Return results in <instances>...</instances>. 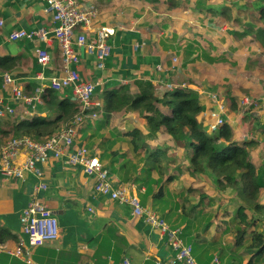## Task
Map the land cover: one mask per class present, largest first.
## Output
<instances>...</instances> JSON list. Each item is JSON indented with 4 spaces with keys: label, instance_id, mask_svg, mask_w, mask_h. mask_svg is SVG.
Segmentation results:
<instances>
[{
    "label": "crops",
    "instance_id": "obj_1",
    "mask_svg": "<svg viewBox=\"0 0 264 264\" xmlns=\"http://www.w3.org/2000/svg\"><path fill=\"white\" fill-rule=\"evenodd\" d=\"M170 1L173 3L171 6L166 4V0H77L81 9L92 5L96 9V14L90 19L88 26L82 25L76 30L73 36L74 44L78 34H83L86 42L92 41L100 27H111L114 34L107 39L110 55L104 60L102 68L98 67L94 55L87 54L84 47L77 45H73V48L79 62L71 67L77 69L82 81L94 83L92 101L98 104L100 114L105 109V100L112 90L121 86L131 87L134 81L140 80L149 81L158 97L169 91L168 85L195 91L202 106L199 119H204V114L208 111L214 109L217 111L222 106L225 110L222 113L224 123L231 126L233 124L231 116L234 114L229 109L227 100L229 89L225 86L228 81L231 82L228 79L231 78L229 70L234 69V66L227 64L230 69L221 72L220 78L217 66L207 63L204 58V55L214 57L210 55L211 52L190 50L191 47H195L196 41L191 43V36L183 30L181 24L186 22V19L181 10L190 9L198 14V17L202 16L203 11L198 10L197 0L194 3L183 0L179 4H176L177 0ZM219 1L224 2L205 0L204 10L212 8L213 3L215 8L219 6L225 9V3ZM45 8V4L40 0H0V57H13L17 60L12 70L0 69V107L14 109L11 117L0 122V130L4 129L1 126L6 120L52 119L55 114L53 109L43 104L42 96L45 90H50V79L62 78L65 73L61 51L53 37L51 17ZM243 10L247 15H245L247 24H240L239 18L233 23L212 14L208 19V29L213 34L219 32L240 37L242 33H246L244 29L249 31L252 26L257 25L255 9L251 10L248 4ZM234 13L236 14L235 11ZM189 24L187 22V25ZM176 27L180 28L179 32ZM19 30L34 35L10 41V34ZM250 34L253 35L252 32ZM245 39L246 46L242 45V40L241 46L238 47L241 50H232V53H236L242 61L257 49L255 58L258 57L262 62L261 58L264 56L260 58V54L264 53V48L256 43L252 49L249 41L253 38L245 35ZM209 48L210 45L207 49ZM40 50L46 51L49 56V62L44 67L37 64V52ZM174 52L176 61H172L168 56ZM184 57L188 59L185 61ZM245 68L246 64H240L237 70L245 71ZM254 70L257 71L256 79L250 80V73H246L247 78L243 79L245 83L242 81L244 88L257 84L260 70L255 68ZM5 73L26 97L36 95V90L41 89V102L25 105L22 101L15 100L10 86L3 85L2 76ZM39 74L43 75V80L36 77ZM57 96L59 99L76 102L70 89L61 90ZM261 96L250 98L258 100ZM106 119L108 122L100 131H95V128L101 119L90 123L86 121L80 139L78 135L76 145H84L90 151L99 154L101 164L109 171V181L113 188L130 185L132 193L140 199L144 194V188L137 187L130 180L131 176H135L130 169L133 166L138 167L137 161L127 144L123 142L124 137L130 139L125 134L138 123V117L123 110L114 114L109 113ZM108 124L110 126L113 124L119 134L116 143L106 149L103 142L111 144L114 140L110 135H115L111 130L112 126L107 128ZM241 136H237L236 139ZM9 137L11 134L5 138L0 137V145ZM102 138L105 140L102 141ZM50 156L52 157L40 167L39 180L31 175L22 182L0 177V257L2 255L8 257L7 261L1 259L0 264H10L9 260L12 257L8 253L15 250L20 242L27 246V238L21 231L19 215L32 198L37 199L52 212L59 227L57 240L32 251L34 264H124L125 261L130 264H157L156 262L180 264L160 230L152 229L144 224L141 218L134 217L130 207L97 195L94 191V178L85 175L78 166L69 165L66 152L58 158ZM110 161L113 165L109 164ZM125 162L127 165L121 172L119 167ZM37 181L45 183L47 190L34 191ZM150 204L148 198L144 207L150 208ZM159 214L163 215L161 212ZM163 219L169 227L175 223L173 218L164 215ZM236 253L239 252L233 251V255H237ZM15 260L24 264L18 259ZM245 262L246 259L243 264ZM213 263L220 262L215 263L213 260Z\"/></svg>",
    "mask_w": 264,
    "mask_h": 264
},
{
    "label": "trees",
    "instance_id": "obj_2",
    "mask_svg": "<svg viewBox=\"0 0 264 264\" xmlns=\"http://www.w3.org/2000/svg\"><path fill=\"white\" fill-rule=\"evenodd\" d=\"M204 1L197 0L199 11L204 10ZM253 1L260 5L255 9L257 25L252 26L249 33L255 36V44L264 48V0ZM168 2L169 6L173 4ZM224 7L225 10L215 11L213 15L234 23L237 15L233 4L230 2V6L224 4ZM245 35L247 33H242L240 38ZM255 57H245L246 67L259 69V78H264V65ZM204 58L207 63L227 62L217 56L204 55ZM16 63L13 57H0L2 70H12ZM58 94L48 89L42 96L43 104L55 111L52 119L6 120L0 137L11 134L27 136L35 142L44 141L79 112L76 102L59 99ZM244 96H249L248 90L238 87L227 100L234 116L244 114V119L253 116L248 139L234 138L232 125L225 123L218 131L208 132L199 119L202 106L195 91L176 88L158 97L149 81L140 80L107 95L105 109L100 114L103 117L95 128L100 131L107 124L109 113L124 110L138 117V123L125 134L130 139H123L138 166L130 169L135 173V176L129 175L130 180L144 188L141 206L144 207L149 198L158 214L173 218L175 223L171 228L178 226L182 240L192 246V255L198 264H214V258L219 264H243L244 259V264H264V118L261 117L264 108L253 111V107H249L246 113L239 114L240 99ZM261 103L264 106V100ZM117 135V131L110 135L114 140L111 144L103 142L106 149L116 143ZM126 165L127 162L123 163L119 170L122 172ZM172 183L181 185L175 193L168 190ZM190 197L194 198L193 203ZM228 207L234 209L230 212ZM163 215L159 214L160 218L163 219ZM222 216L227 219L220 223ZM211 232L213 237L209 241ZM233 251L239 253L233 255ZM1 259L7 261L8 257L2 255ZM9 261L20 264L14 258Z\"/></svg>",
    "mask_w": 264,
    "mask_h": 264
},
{
    "label": "built area",
    "instance_id": "obj_3",
    "mask_svg": "<svg viewBox=\"0 0 264 264\" xmlns=\"http://www.w3.org/2000/svg\"><path fill=\"white\" fill-rule=\"evenodd\" d=\"M50 14L53 37L58 43L62 55L64 76L62 78H51L49 87L54 92L70 89L75 101L78 104L79 112L64 121L56 131L42 142H35L30 137H9L0 145V177L8 180L24 181L28 175L34 179L41 178L40 167L52 157L58 158L66 152L67 163L81 168L88 177L94 178V191L97 195L107 198L113 202L130 207L131 214L141 218L143 223L152 229H158L166 238V241L180 264H198L192 255V246L181 238L180 229L169 227L164 219L160 218L156 211L141 206L140 199L132 193L131 186L113 188L109 181V171L101 164L99 154L90 151L84 145H76L78 140V129L85 120L95 121L99 113L98 104H94L93 94L95 85L92 81H82L77 69L71 66L78 64L79 58L74 53L73 45L84 47L85 52L94 55L98 67L104 66V60L110 54V47L107 39L114 34L111 27H100L92 41L86 42L83 34H78L76 43H73V36L76 30L84 25L88 26L89 21L96 14V9L91 5L81 9L77 0H40ZM1 25V22H0ZM23 30L14 31L10 34V41H18L31 37ZM176 61V59L174 60ZM49 62L46 51L37 52V64L44 67ZM43 80V75L36 76ZM4 86H10L11 94L17 101L25 105L41 102V89L36 90V95L26 97L19 87L13 84L8 74L2 76ZM169 91L176 89L173 85L167 86ZM184 89L183 87H177ZM251 102L257 105L255 99L244 97L240 103L247 106ZM223 109L219 107V112ZM224 109L222 110V112ZM208 111L204 117L210 118L212 122L207 124L211 133L218 131L224 124L221 113ZM14 114L12 107H0V122ZM47 185L37 181L34 191L43 192ZM21 231L27 238V246L20 242L15 250L8 254L24 264H34L32 251L42 247L46 243L54 242L59 236V227L56 217L37 199L32 198L26 204L19 215ZM218 263L217 258L214 259ZM159 264L158 262H156ZM124 264H130L127 261Z\"/></svg>",
    "mask_w": 264,
    "mask_h": 264
},
{
    "label": "rangeland",
    "instance_id": "obj_4",
    "mask_svg": "<svg viewBox=\"0 0 264 264\" xmlns=\"http://www.w3.org/2000/svg\"><path fill=\"white\" fill-rule=\"evenodd\" d=\"M168 1H170V0H166V4L169 3ZM182 1L183 0H177L176 4H179ZM190 1L193 2V3L196 2V0H190ZM230 2L233 4V9H234V11L236 12V14L238 16L237 19L239 18V23L240 24L241 23L247 24L246 23L247 17H245L246 14H245V11L243 10V8L246 7V5L249 4L251 10L256 9V6L260 5L258 3H255L252 0H224V3L229 5V6H230ZM215 3H216V1H215ZM215 3H213L212 10H207V9L203 10V12H202L203 14H202L201 17H198L199 15L193 13L190 9L181 10V12L184 14L185 19H186V22L182 23L181 25L183 27V30L187 33V35L191 36V38H192L191 39V43H193L195 41L197 42V43L195 42V48L194 49H196V50L198 49V51H200L201 53L211 52V54H210L211 56H217V57L221 58L222 60H227V63L224 62V64H219L218 62H214L213 63L214 65L217 66L216 67L217 70H218L217 73H220V78L222 77L221 72L227 71V70L230 69L227 64H230V65L234 66V69L231 68V70H229V73H230L232 79L230 77L228 79L231 80V82L228 81V83H226L225 87L227 89H229L228 90L229 94H235L238 87L244 88L243 87V82L245 83V81L243 79L247 78V74L246 73H250L249 74V79L252 80V79H256L257 71H255V70L253 71V69H248L247 67L245 68V71H240V70L238 71L237 70L240 67V64H246V60L247 59H243L241 61L239 59L238 55H236V53H232V50H241V49L238 48L239 46H241V40H243V44L242 45L246 46V39L245 38L242 39L238 35L233 36V35H230V34H227V33L216 32V33L213 34L212 31H210L208 29V19H209V17L215 11L218 12V11H221V10H225V9L219 8V6L215 8V6H214ZM248 18L250 19V17H248ZM187 22L190 23V24L187 25ZM162 23H164V22H162ZM204 27H205V30H204ZM176 29H177L178 32L180 31V28L176 27ZM244 30H245L246 33L249 32L248 29H244ZM247 35H248V38H250V39L255 37L254 35H252L250 33H248ZM254 41H255L254 39L252 41H249L250 48H252V49L254 48V46H256ZM209 45H210V48L207 49V47ZM244 50H245V48H244ZM256 52L258 53L257 49L252 51V54H250L251 58L254 57V55H256L255 54ZM174 54H175V52L174 53H169V55H168L170 57V59L172 58V61H174L176 59V56ZM262 56H264V53L260 54V58ZM228 60H233V61L231 62V61H228ZM261 60H262V63H263L262 65H264V57L261 58ZM262 69H264L263 66H262ZM253 85H254L253 87L252 86L248 87L249 85L246 86V89L248 90L249 96H244V97H249L250 98V96L262 95L261 98L258 99L259 101L257 100V98L255 99V101H257V105L259 104V107L255 108V105L253 103H251V102H249L247 106H243L240 103L239 114H242V112L246 113L247 110L249 109V107H253V111L255 109H258V108L261 111V108H264V106H262V103L260 102V101L264 100V78H262V77L259 78L258 81H257V84L256 85L253 84ZM262 86H263V88H262ZM234 87H235L236 90L234 89ZM223 94H224V92L222 90V94L221 95H223ZM244 97H242V98H244ZM241 99H240V101H241ZM222 110L219 112V108H218L217 111H216V109H214L215 112H219L218 115L222 112ZM222 113L220 115H221V118L224 120ZM228 113H231V112H228ZM257 115H260V112L257 113ZM261 117L264 118V110H263V113H262ZM100 118H101L100 115H98V118L95 121L85 120L84 123L78 129L79 139H80L81 132L84 130L83 128H84V125H85L86 121H88V123L97 122V121L100 120ZM109 121H111V119H109ZM202 121H203V124H204L205 128L207 127V124L209 122L210 123L212 122V120H210V118H208V117L202 119ZM231 121H233L232 127L234 128V131H233L234 138H236L237 136L242 135L240 137V140H243V138H247L248 139L249 138V131H251L250 129H253V127H252L253 122H254L253 116L250 117L249 119H244V114H242L241 116L240 115H238V116H234L233 115V116H231ZM224 122H225V120H224ZM111 126L113 127V124ZM111 126H110V124H108L107 128H112ZM111 130L112 131L115 130V131L119 132L114 127ZM207 131L210 132L209 129H207ZM109 164L113 165V162L110 161ZM112 165H111V168H112ZM180 187H181L180 184L172 183V184L168 185V190L170 191V193H174V192H177ZM190 202L193 203L194 202V198L190 197ZM149 206H150L151 210H153V211L155 210L154 209V207H155L154 205L150 204ZM228 209L231 212L234 209V207H228ZM226 219H227L226 216H222L221 218H219V221H220V223H222ZM211 237H213V232H211V234H210L209 241H210Z\"/></svg>",
    "mask_w": 264,
    "mask_h": 264
},
{
    "label": "clouds",
    "instance_id": "obj_5",
    "mask_svg": "<svg viewBox=\"0 0 264 264\" xmlns=\"http://www.w3.org/2000/svg\"><path fill=\"white\" fill-rule=\"evenodd\" d=\"M97 112L99 113V111L97 110ZM99 115H100V113H99ZM211 133V132H210ZM14 137V136H13Z\"/></svg>",
    "mask_w": 264,
    "mask_h": 264
}]
</instances>
